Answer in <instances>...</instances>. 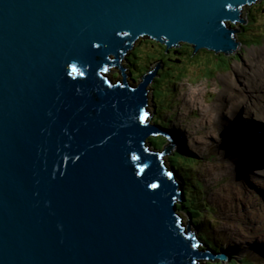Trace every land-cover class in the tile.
<instances>
[{"label": "water", "instance_id": "95a60500", "mask_svg": "<svg viewBox=\"0 0 264 264\" xmlns=\"http://www.w3.org/2000/svg\"><path fill=\"white\" fill-rule=\"evenodd\" d=\"M254 1L0 0V264L225 256L196 246L183 190L159 159L177 141L150 122L159 62L131 86L118 55L143 34L232 52L238 29L224 22L244 23L240 7ZM113 65L123 84L102 76ZM155 133L168 138L162 153L147 150Z\"/></svg>", "mask_w": 264, "mask_h": 264}, {"label": "rangeland", "instance_id": "374dc122", "mask_svg": "<svg viewBox=\"0 0 264 264\" xmlns=\"http://www.w3.org/2000/svg\"><path fill=\"white\" fill-rule=\"evenodd\" d=\"M251 7L252 13L250 14V16L247 15V22L244 23L246 28L250 30L244 32L243 39H250L248 42L256 46L245 48L244 52H241V50L239 49L240 56L238 58V62H235L231 57V64L229 66L228 61H226L224 58H220L219 60H217L216 56H218V54L213 53L209 50H202L198 55V57L200 58L203 57V64L201 63L202 65L199 64L198 66L176 67H171L169 65L164 67L160 66L154 80H152L147 87L148 91L146 96L149 100L148 107L153 112L156 108V112L154 115L155 122L159 123L167 129L178 131L183 137L181 138V141L179 143L176 141V144L170 149V153L163 157L165 158V160L167 159L166 162L168 164L173 163V160L177 163V165H175L179 167L180 172L176 174V180L180 185L187 187L188 185L184 183L185 181L191 182V180L193 179L196 180L195 184L191 185L194 187L192 188V190H194L195 192L191 193L192 195H194V197L190 196L189 186L187 187L189 191L187 196L188 198L190 197L196 202V206L201 210V215L203 218L201 224H195L194 221L189 223V228L194 232V234L201 231L206 232L207 235L211 237L212 242H215L217 244L216 251H222L225 254L224 262H221L222 260H219L218 258L213 260L207 258L201 259L199 261V264H264V257H259L246 251L242 252V255H240L237 252V248L235 247V244H239L243 249L251 246V248H257L264 251L263 242L254 238L255 240H253L252 242H246L243 244H240L239 242L231 243L222 236L221 232L226 230V226L225 224H223V221L221 220V216L219 214L221 207L217 206V203L220 202L213 201L211 199L212 193H214L219 187L226 184L232 174L237 175L238 177L239 174L238 171L234 169L235 163L232 166L231 162H229V157L231 155H228L226 144L225 142H223V135L219 130V125L222 124V120H224L225 117L221 119V115L220 118L216 116L217 122L214 125V129L210 130V128L206 124V118L202 115L203 112L200 105V101L202 98L206 101V103L210 105L211 111L214 112L212 109V105L220 102V98L223 92L226 93V96H224L226 98H229L233 94L237 93L236 88H234L231 84L226 83V76H230L232 79H234L235 76L236 81H238V83L241 85L244 81L246 83H250L248 79L239 78L236 73L244 72L250 74V72L253 71L254 68L264 66L262 65L264 64V62L258 60L260 57H264V55L258 54V52L260 50H263L262 48H264V20H259L260 16L264 17V1L259 0L258 2L252 4ZM248 9V6L244 7V12L242 13L243 17H246L245 13L248 11ZM255 23L259 26H254ZM236 26L240 25L236 24ZM253 29H257L258 31L253 33V31H255ZM142 39H144L143 42H141ZM149 40L150 38L139 39L135 51L131 54V56H133L134 58L136 57V60L131 61L129 59L127 62L129 66H131V63L135 65L134 67L131 66V77H129L128 80L130 82L131 79L137 80V82L135 83L137 85L139 84L138 82L143 79L139 76L143 73L147 74L149 72H153L157 62H159L156 60L163 59L161 49L157 44H149ZM140 43H142V45ZM259 44L261 46H258ZM192 56H194L193 53ZM186 58L187 62L198 61V59L190 60L191 57L189 55V50H186ZM124 61V63H126V60ZM252 61L254 63H252ZM239 66L241 68L240 71L238 69ZM116 70L117 67L113 66L109 73L115 72ZM126 71L127 73H129L128 70ZM113 77L114 79H118L117 74ZM119 79H121V77H119ZM191 88L203 89L201 98H199V100L193 105L186 102V93H189V90ZM221 113L222 112H220V114ZM171 118H174L175 121H171ZM165 120H167L166 123ZM257 120L258 119L255 114V118H253V121L257 122ZM201 125L204 126V128H201ZM197 129H200L198 133ZM234 130L235 126L233 125V131ZM209 133L217 135L215 142L212 137L208 136ZM198 137L200 139H203L202 145H196V142H199ZM161 141H164L165 143V145H163L162 147ZM147 142L150 143V140L148 139ZM151 143L150 147L152 150H154L153 148H159L161 151L162 149H164V146L169 143V141L164 136H160L159 140L152 139ZM190 147H193L194 150L190 149ZM239 148L246 149V147L242 144L239 146ZM217 161H220L222 164V167H220L219 169H217L214 165L215 162L218 163ZM207 168H210L211 171V175L207 173V176L209 177H205L203 175V172H205ZM182 173H184V175H187V179H185V181H183V179L180 177V174ZM227 173H229V175ZM217 175L221 176V179L218 181L215 180V177ZM226 175H228L229 177H226ZM250 177L251 178L249 179L251 180L249 181L251 183H255V181L258 180L255 177ZM257 177L260 179H264L261 176ZM197 189L200 190L198 191ZM216 192L219 194V197L223 193L222 190ZM260 192L261 196L264 197V189ZM260 200L264 202L263 198ZM183 203L184 201L179 204ZM252 210V208H249V211ZM179 211L183 220V224L185 227H187L188 222H190L191 219L190 214H188L186 209H181ZM244 215L245 213L243 212V216ZM243 224L245 223H242V225ZM236 226L240 228L239 223ZM243 229L244 231H246V233L252 232V228ZM231 232L234 233L233 231ZM200 243L201 246L199 249H205V251L209 249L205 241H200ZM240 251H242V249ZM210 252H213V250Z\"/></svg>", "mask_w": 264, "mask_h": 264}, {"label": "bare ground", "instance_id": "6f19581e", "mask_svg": "<svg viewBox=\"0 0 264 264\" xmlns=\"http://www.w3.org/2000/svg\"><path fill=\"white\" fill-rule=\"evenodd\" d=\"M259 20L263 21L264 17L260 16ZM262 49L263 50L258 52L259 55H264V48ZM258 60L264 62V57H260ZM252 63L254 62L252 61ZM132 67L134 66L132 65ZM238 69L239 71L241 70L240 66ZM236 75L239 78L248 79L250 83L244 81L241 85L236 81L235 76L234 79L230 76H226V83L236 88L237 93L226 98L224 97L226 93L223 92L220 102L212 105L214 112L211 111L210 105L201 98L203 89L191 88L189 93H186V102L193 105L201 98L200 105L202 107V115L206 118V124L210 130L214 129V125L217 122L216 116L220 118L221 115V119L225 117L224 120H222V124L219 125V130L223 135V142L226 144L228 155H231L229 157V162H231L232 166L235 163L234 169L238 171L239 177L232 174L226 184L216 190H222L223 193L220 197L216 191V193H212L211 199L220 202L217 203V206L221 207L219 214L223 224L226 226V230L221 232L222 236L231 243L239 242L243 244L252 242L255 240L254 238L264 243V202L260 200L262 198L264 200L260 192L264 189V179L257 177L261 176L264 178V145H262V143H264V66L254 68L250 74L238 72ZM220 112L222 113L220 114ZM255 114L258 119L257 123L253 121ZM233 125L235 126L234 131ZM201 128H204V126ZM199 130L200 129H197V133ZM173 135L177 138V142H180L181 138H183L178 131H174ZM208 136L212 137L215 142L217 135L209 133ZM198 140L199 142H196V145H202L203 139L198 137ZM242 143L251 144L252 147L249 149H241L239 145ZM258 144L261 146L258 147ZM190 149L194 150L193 147H190ZM217 162L218 163L215 162L214 165L219 169L222 167V164L220 161ZM167 171L173 173L169 169H167ZM179 172L180 171H178V173ZM207 173L211 175L210 168H207L206 171L203 172V175L209 177ZM227 174L229 175V173ZM228 175H226V177H229ZM250 176L258 180L255 181V183H251L249 181L251 180L249 179L251 178ZM180 177L185 181L184 173L180 174ZM220 179L221 176L217 175L215 177L216 181ZM195 181L196 180L193 179L191 182L185 181V183L188 184L189 188L192 190L194 187L191 185H194ZM197 190L199 191L200 189ZM192 191L195 192L194 190ZM249 208L253 210L249 211ZM195 212L197 215H200L196 210ZM243 212L245 213L244 216ZM238 223L240 228L236 226ZM242 223L245 224L242 225ZM243 228H252V232L246 233ZM200 235L206 236L208 240L211 239V237L203 231L196 233L195 237L197 238ZM235 247L240 255H242V252L246 251L256 256L264 257L263 250L251 248V246L243 249L239 244H235ZM241 249L242 251H240Z\"/></svg>", "mask_w": 264, "mask_h": 264}, {"label": "clouds", "instance_id": "9594fccd", "mask_svg": "<svg viewBox=\"0 0 264 264\" xmlns=\"http://www.w3.org/2000/svg\"><path fill=\"white\" fill-rule=\"evenodd\" d=\"M259 0H255L254 2H250V4H248V3H246V4H244L243 6H241L240 8V10H239V19H243V20H245V22L244 23H246L247 22V15L248 16H250V14L252 13V10H251V6H252V4H254V3H256V2H258ZM261 1H264V0H261ZM246 6H248L249 7V9H248V11L245 13V15H246V17H243V15H242V13L244 12L243 10H244V7H246ZM225 23V25L227 26V27H232L233 29H238V32H234L233 33V39L236 41V42H238V44H237V47L235 48V49H233L232 50V52H225V51H221V50H219V51H215L214 49H210V48H207V47H202V48H199L198 50H196V51H194L193 52V50L195 49V47H193L194 46V44H192V43H189V42H187V41H184V40H182V41H180L179 43H177V44H174V45H172V46H169V47H167V44L165 43V42H163V41H160V40H158V39H156V38H153V37H151V36H149V35H147V34H143L142 36L141 35H139V36H137L136 38H135V40H133L131 43H130V45H131V47L130 48H128L126 51H125V53L123 54V56H122V58L118 55V59L120 60L119 61V65H121V67L122 68H124L125 70H124V73L126 74V77H125V82L127 83V84H129V85H131L132 86V84H133V86H136L137 84H135L136 82H137V80H132L131 79V82L128 80V78L129 77H131V67L129 66V64L127 63L128 62V60L130 59L131 61L132 60H136V57L134 58L133 56H131V54L135 51V49H136V45H138V41H139V39H141V38H150V40H149V44H157L158 45V47L161 49V52H162V55H163V59H161V60H156V61H159V66H162V67H164V66H167V65H169V66H171V67H176V66H198L199 64H203V57L202 58H200V57H198V55L201 53V51L202 50H209V51H212L213 53H216V54H218V56H216L217 57V60H219L220 58H224L226 61H228V63H229V66H230V64H231V61H230V58L232 57L233 58V60L235 61V62H238V58H239V56H240V54H239V49L241 50V52H244L245 51V48H249L250 46H256V45H254V44H251V43H249L248 41L250 40V39H243V34H244V32H246V31H248V30H250V29H247L246 28V26H245V24L243 23V22H240V21H234V22H232L231 20H228V21H225L224 22ZM233 23H235V24H233ZM264 23V22H263ZM263 23H261V24H263ZM236 24H239L240 26H236ZM254 26H259V25H256V23H255V25ZM253 30H255V31H253ZM252 31H253V33H255V32H257L258 30L257 29H253ZM259 31H260V29H259ZM256 34H258V33H256ZM143 40L144 39H142L141 40V42H143ZM141 45H142V43H140ZM258 46H261L260 44L258 45ZM167 47V48H166ZM186 48H188V49H186V50H189V55H190V57H191V59L190 60H195V59H198V61H192V62H187V58H186V50L185 49ZM165 49H166V54H165ZM133 50V51H132ZM132 51V52H131ZM192 53L194 54V56H192ZM124 60H126V63H124L125 61ZM201 64V65H202ZM211 64V63H210ZM133 64L131 63V66H132ZM113 66H115V67H117V70L115 71V72H117V75H118V79H114V77L113 76H115L114 74H115V72H112V73H109L110 71H111V68L113 67ZM113 66H110V67H108L107 69L108 70H106L105 72L103 71L101 74H102V76H105L106 78H108L109 79V81H110V86H113V84H115V83H117V82H120V83H122L123 84V81H122V78H123V76H122V73H121V70L118 68V65H113ZM133 66H135V65H133ZM126 70H128L129 71V73H127V71ZM146 70V69H145ZM144 71V70H143ZM154 72V71H153ZM157 73H158V71H156V74H155V76L157 75ZM113 75V76H112ZM143 75H145L144 73L143 74H141L139 77L141 78ZM155 76H154V78H155ZM119 77H121V79H119ZM154 78H153V80H154ZM143 81V79L140 81V82H142ZM140 82H138V83H140ZM135 88V87H134ZM154 91V90H153ZM155 92V91H154ZM154 100V99H153ZM149 101V100H148ZM149 103H147V107L149 106L148 105ZM149 108V107H148ZM150 110V112H149V116H152V120L150 121L151 123H153V124H157V125H159L160 127H162V128H164V129H167V128H165L164 126H162V125H160L159 123H157V122H155V120H154V115H155V112H156V108L154 109V112L153 111H151V109H149ZM171 121H175V119L174 118H171L170 119ZM146 121V120H145ZM167 122V120H165V123ZM167 130H171V129H167ZM173 131V130H172ZM160 136H164L166 139H168L167 137H166V135H164V134H160V133H155V134H152V135H150L148 138H147V140L149 139L150 140V143H151V138L152 137H160ZM150 143H146V145L148 146V151H153V152H156V153H162L163 152V150L164 149H162L161 151H160V149L159 148H153L154 150H152L151 149V144ZM179 143V142H178ZM170 153V152H169ZM169 153H164V154H161V155H159V159L161 160V159H164L163 160V164H165L168 168H170V169H173V170H171L173 173H172V176H173V178L176 180V174H178V171H180L179 170V167H178V169H176V167L175 166H173L172 165V163H169L170 164V166H169V164L166 162V160H165V156L166 155H168ZM164 156V157H163ZM168 173H170V172H168ZM177 181V180H176ZM185 183V182H184ZM179 184V183H178ZM179 187H181L182 188V190H183V193H184V191H185V186H183V185H180L179 184ZM191 194V193H190ZM184 197H185V194H184ZM185 200H186V198H185ZM185 200H184V202H185ZM181 202H183V201H181ZM181 202H179V203H181ZM178 203V206L179 205H181V204H179ZM178 211H179V208H178ZM180 212V211H179ZM190 218H192V219H190V222L189 223H191L192 221H193V217H192V215H190ZM191 233H193V236L195 237V234H194V232L191 230ZM199 238V237H198ZM195 239H196V237H195ZM199 240L200 241H203L202 239H200L199 238ZM204 242V241H203ZM198 243H199V241H198ZM198 243L196 244V246L197 247H199L200 248V246L201 245H198ZM208 250V252H210V251H212V249H207ZM210 253H220V252H217V251H215L214 249H213V252H210ZM207 258H210V259H216V258H211V257H207ZM207 258H201V259H207ZM200 259V260H201ZM219 260H222L221 262H224L225 260V257H223V258H218ZM199 260V261H200Z\"/></svg>", "mask_w": 264, "mask_h": 264}, {"label": "trees", "instance_id": "16d2710c", "mask_svg": "<svg viewBox=\"0 0 264 264\" xmlns=\"http://www.w3.org/2000/svg\"><path fill=\"white\" fill-rule=\"evenodd\" d=\"M116 74H117V72H115L114 75H116ZM152 139L159 140L160 137L159 138L152 137L151 140ZM163 145H165V143H164V141H161V147ZM173 163H172V165L175 166L176 169H178V166H176L177 163L174 160H173ZM184 179H187V175H184ZM187 187H185V191H184L186 200H185V202L183 204L179 205L178 208H179V210L186 209L188 214L192 215L194 223L195 224H201L202 223V218H203L202 215H201V210L197 208V206H196L197 204L192 198H190V197L188 198L187 195H188L189 191H188ZM192 192L193 191L190 189V193H192ZM190 195H191V197H194V195H192V194H190ZM195 210L198 213H200V215H197ZM199 238L207 243L209 249H212V250L214 249L216 251L217 244L215 242H212V239L208 240V239H206V236H203V235H200Z\"/></svg>", "mask_w": 264, "mask_h": 264}, {"label": "snow or ice", "instance_id": "6c2138e0", "mask_svg": "<svg viewBox=\"0 0 264 264\" xmlns=\"http://www.w3.org/2000/svg\"><path fill=\"white\" fill-rule=\"evenodd\" d=\"M147 116H148V113L145 112V113L143 114V116L141 117V119L144 120ZM168 175L171 176L172 173H168ZM149 187L156 188L157 185H156V184H151V185H149ZM193 264H195V261H193Z\"/></svg>", "mask_w": 264, "mask_h": 264}]
</instances>
